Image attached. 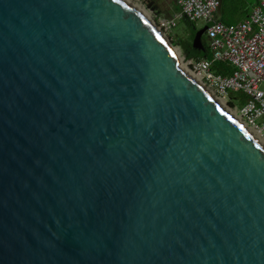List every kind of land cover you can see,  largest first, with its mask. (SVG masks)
Here are the masks:
<instances>
[{
	"label": "water",
	"instance_id": "obj_1",
	"mask_svg": "<svg viewBox=\"0 0 264 264\" xmlns=\"http://www.w3.org/2000/svg\"><path fill=\"white\" fill-rule=\"evenodd\" d=\"M153 28L0 0V264H264V146Z\"/></svg>",
	"mask_w": 264,
	"mask_h": 264
},
{
	"label": "built area",
	"instance_id": "obj_2",
	"mask_svg": "<svg viewBox=\"0 0 264 264\" xmlns=\"http://www.w3.org/2000/svg\"><path fill=\"white\" fill-rule=\"evenodd\" d=\"M175 1L180 11L161 19L158 28L171 33L180 18L212 22L206 30L211 58L184 60V66L225 102L230 101L231 92L243 93L246 102L232 107L248 128L264 138V0H254L248 17L236 24L215 20L221 0ZM218 61L230 64L234 72L216 74L212 66Z\"/></svg>",
	"mask_w": 264,
	"mask_h": 264
},
{
	"label": "rangeland",
	"instance_id": "obj_3",
	"mask_svg": "<svg viewBox=\"0 0 264 264\" xmlns=\"http://www.w3.org/2000/svg\"><path fill=\"white\" fill-rule=\"evenodd\" d=\"M131 4L136 6L137 8H141L147 13H149L150 19L156 23L158 26L159 21L161 19L171 17L174 12L171 11V9H168L167 7L172 6V0H157V8L148 7V2L147 0H128ZM253 1V0H251ZM160 4V7L158 6ZM221 13L218 11V14L216 15V18L219 19V15ZM237 13L235 14H229L227 16H223L222 20L224 22H235L237 20ZM205 24L204 21H198L195 22V28L200 29L203 25ZM161 30V29H160ZM163 30V29H162ZM161 30V31H162ZM164 31V30H163ZM162 31V32H163ZM192 33V28L188 24V22L184 18H180L177 20V25L174 27V30L171 33H165V37H168V40L170 41L171 45L174 47L175 51L177 54L181 55L184 57V52L182 50L181 44H177L175 41H186L190 38V34ZM225 102V101H224ZM225 104L233 109V107L229 104V102H225ZM237 104V102H235ZM235 110V109H233Z\"/></svg>",
	"mask_w": 264,
	"mask_h": 264
},
{
	"label": "trees",
	"instance_id": "obj_4",
	"mask_svg": "<svg viewBox=\"0 0 264 264\" xmlns=\"http://www.w3.org/2000/svg\"><path fill=\"white\" fill-rule=\"evenodd\" d=\"M149 1L152 3V7L153 8H157L156 0H149ZM239 1L240 0H221V5H220V7L218 9V11L221 13L219 19L222 20L223 16H227L229 14H235V8H237V5H238ZM252 5H251V8H252ZM251 8H250V11H251ZM174 10H175L174 11L175 13L180 11V8L178 7V5L174 6ZM218 11H217V13H218ZM184 19L191 26L192 33L190 34V38L188 40L179 41V42L175 41V42L177 44H181L182 42H185L186 44L190 45L191 44L190 42H192L193 37H194V35H195L196 31H197V28H195V26H196L195 23L190 22L186 18H184ZM225 23H228V22H225ZM203 44H204V46L206 48V56L211 58V53H210V49H209V45H208L206 34L203 35ZM208 57H204V56L201 55L199 58H208ZM212 69H213V71L216 74H220V75H223V76H229V75H231L234 72V68L230 64H228L227 62H221V61L215 62L213 64V66H212ZM229 97H230L229 104L231 106H234L235 102H238V104H240V105H243L246 102V96L243 93H241V92H231Z\"/></svg>",
	"mask_w": 264,
	"mask_h": 264
},
{
	"label": "bare ground",
	"instance_id": "obj_5",
	"mask_svg": "<svg viewBox=\"0 0 264 264\" xmlns=\"http://www.w3.org/2000/svg\"><path fill=\"white\" fill-rule=\"evenodd\" d=\"M125 1L127 4H129L130 6H132L135 10H137L139 13H141L145 18H147L153 25V29H156L157 32L161 35V37L168 43L171 44L170 41L168 40V38L165 37V35L163 34V32L158 28V25L156 23H154L149 16V13H147V11L141 9V8H137L136 6H134L133 4H131L128 0H123ZM173 51L176 53L175 49L173 48ZM177 54V53H176ZM179 56V60L181 62V66L183 68H185V63H184V59L181 55L177 54ZM186 69V68H185ZM187 70V69H186ZM188 71V70H187ZM190 75H192V77H194L199 83L203 84L205 87L206 84H204V82L197 76H194L190 71H188ZM207 89L209 90V92L214 96V98L250 133V135L256 139L261 145L264 146V138H262L259 133H257L256 131L248 128L244 122L242 121V119L239 117L238 113L236 112V110H233L231 108H229L226 104H225V100L222 97H219L214 91H212L211 89H209L207 87Z\"/></svg>",
	"mask_w": 264,
	"mask_h": 264
},
{
	"label": "crops",
	"instance_id": "obj_6",
	"mask_svg": "<svg viewBox=\"0 0 264 264\" xmlns=\"http://www.w3.org/2000/svg\"><path fill=\"white\" fill-rule=\"evenodd\" d=\"M157 1V0H156ZM254 3V0L253 1H251V0H240L239 1V3H238V5H237V8H235V13H237V15H239V16H237V20L235 21V22H228V23H225V22H223L222 20H220V19H217L216 18V14H218L217 12H216V14H215V20L216 21H221V22H223V23H225V24H236V23H238V22H240V21H243L244 19H246L247 17H248V15H249V13H250V8H251V5ZM158 6L160 7V4H158ZM174 6H177V3H176V1L175 0H172V6H169V7H167L168 9H171V11L172 12H174L175 10H174ZM218 11V10H217ZM175 14V12L173 13V15ZM221 15V14H220ZM220 15H219V17H220ZM207 41H208V39H207ZM208 45H209V42H208ZM209 49H210V47H209ZM210 53H211V50H210Z\"/></svg>",
	"mask_w": 264,
	"mask_h": 264
},
{
	"label": "flooded vegetation",
	"instance_id": "obj_7",
	"mask_svg": "<svg viewBox=\"0 0 264 264\" xmlns=\"http://www.w3.org/2000/svg\"><path fill=\"white\" fill-rule=\"evenodd\" d=\"M191 43V42H190Z\"/></svg>",
	"mask_w": 264,
	"mask_h": 264
}]
</instances>
